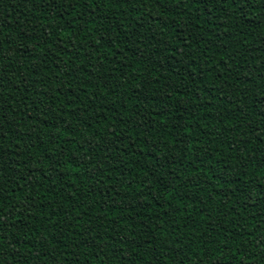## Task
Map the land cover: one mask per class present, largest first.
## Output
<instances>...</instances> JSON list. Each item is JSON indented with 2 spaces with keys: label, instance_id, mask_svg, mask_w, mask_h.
<instances>
[{
  "label": "trees",
  "instance_id": "obj_1",
  "mask_svg": "<svg viewBox=\"0 0 264 264\" xmlns=\"http://www.w3.org/2000/svg\"><path fill=\"white\" fill-rule=\"evenodd\" d=\"M0 264H264V0H0Z\"/></svg>",
  "mask_w": 264,
  "mask_h": 264
},
{
  "label": "snow or ice",
  "instance_id": "obj_2",
  "mask_svg": "<svg viewBox=\"0 0 264 264\" xmlns=\"http://www.w3.org/2000/svg\"><path fill=\"white\" fill-rule=\"evenodd\" d=\"M178 2H179V0H178Z\"/></svg>",
  "mask_w": 264,
  "mask_h": 264
}]
</instances>
